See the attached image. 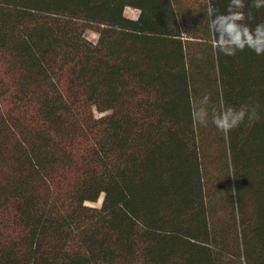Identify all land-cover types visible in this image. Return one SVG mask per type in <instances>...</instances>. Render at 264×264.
Here are the masks:
<instances>
[{
	"label": "trees",
	"instance_id": "trees-1",
	"mask_svg": "<svg viewBox=\"0 0 264 264\" xmlns=\"http://www.w3.org/2000/svg\"><path fill=\"white\" fill-rule=\"evenodd\" d=\"M208 3L0 0V264H264V54L219 51Z\"/></svg>",
	"mask_w": 264,
	"mask_h": 264
},
{
	"label": "clouds",
	"instance_id": "clouds-1",
	"mask_svg": "<svg viewBox=\"0 0 264 264\" xmlns=\"http://www.w3.org/2000/svg\"><path fill=\"white\" fill-rule=\"evenodd\" d=\"M254 7H264V0H254ZM243 0H230L227 12L218 14L217 9L209 0L206 15L210 18L209 28L216 36V47L226 55H234L237 50L245 47L253 50L257 55L264 54V24L250 28L242 23L245 20ZM209 96L201 100V106L194 111V119L201 125L209 123V113L206 105ZM257 120L259 115L255 108L241 106L239 109L225 106L220 112L214 113L211 123L221 132L228 133L238 127L245 119Z\"/></svg>",
	"mask_w": 264,
	"mask_h": 264
},
{
	"label": "rangeland",
	"instance_id": "rangeland-1",
	"mask_svg": "<svg viewBox=\"0 0 264 264\" xmlns=\"http://www.w3.org/2000/svg\"><path fill=\"white\" fill-rule=\"evenodd\" d=\"M138 14H139V12L135 9H132V8H127L125 11V15L129 18L135 19L138 17ZM86 37L94 43L97 42V40H98V34L94 31H90V30L87 31ZM101 203H102V199L98 203H94V204H90V205L100 207Z\"/></svg>",
	"mask_w": 264,
	"mask_h": 264
}]
</instances>
